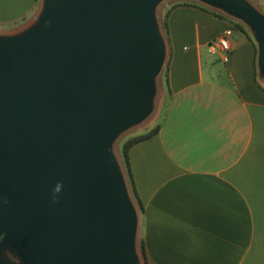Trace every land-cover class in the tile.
I'll use <instances>...</instances> for the list:
<instances>
[{
  "label": "water",
  "instance_id": "1",
  "mask_svg": "<svg viewBox=\"0 0 264 264\" xmlns=\"http://www.w3.org/2000/svg\"><path fill=\"white\" fill-rule=\"evenodd\" d=\"M159 0H43L25 30L0 34V264H139L137 213L110 146L151 110L166 43ZM243 20L264 73V14Z\"/></svg>",
  "mask_w": 264,
  "mask_h": 264
},
{
  "label": "crops",
  "instance_id": "2",
  "mask_svg": "<svg viewBox=\"0 0 264 264\" xmlns=\"http://www.w3.org/2000/svg\"><path fill=\"white\" fill-rule=\"evenodd\" d=\"M248 1L264 14V0ZM42 5L0 0V34L28 28ZM167 21V79L153 120L160 128L129 150L144 208V263L264 264V73L257 41L243 20L247 34L196 6L172 9ZM227 27L233 35L225 60L209 46Z\"/></svg>",
  "mask_w": 264,
  "mask_h": 264
},
{
  "label": "rangeland",
  "instance_id": "3",
  "mask_svg": "<svg viewBox=\"0 0 264 264\" xmlns=\"http://www.w3.org/2000/svg\"><path fill=\"white\" fill-rule=\"evenodd\" d=\"M176 1H188V2H193L196 4H200L203 5L205 7H207L208 9L221 13L223 15L226 16V18L230 21L231 26H235V22H242L244 23L241 19L235 18L233 16H231L230 14L226 13L225 11H223L222 9L212 6L202 0H159L156 2L155 7H154V17H155V21L158 25V29L163 37V39L165 40L166 43V30L164 27V21L166 19V15H167V11L168 9L171 7V5L176 2ZM12 33V32H9ZM8 34V33H6ZM14 34V33H13ZM166 62H164L159 74L156 76L155 80H154V89H155V93L153 94V103L151 106V110L150 112L138 123L124 129L123 131H121L112 141L111 146H110V151L113 155V157L117 160V162L120 164V167L122 169L123 172V176L127 185V189H128V193H129V198L131 200V202L133 203L135 210H136V215H137V230H136V235H135V248H136V253L138 256V260H139V264H145L144 263V259H143V255H142V251H141V247H140V238H139V228H140V221H139V216L141 214V210L139 208V205L132 193L131 190V186L129 184L128 181V177L127 174L125 172V168H124V163L122 160V155H121V147L122 144L129 138L135 136V135H139V134H143L146 133L148 130H150L152 127L155 126V124L158 121H153L156 120L157 116H158V111L160 108V99L162 96V92H163V83L165 82L164 79H166L165 75H166ZM164 99H163V104H164ZM2 259L5 262V264H24L23 260H21V258L16 254V252L11 249H5L3 254H2Z\"/></svg>",
  "mask_w": 264,
  "mask_h": 264
},
{
  "label": "trees",
  "instance_id": "4",
  "mask_svg": "<svg viewBox=\"0 0 264 264\" xmlns=\"http://www.w3.org/2000/svg\"><path fill=\"white\" fill-rule=\"evenodd\" d=\"M181 5L196 6V7H199L200 9H202L203 11L211 13V14L219 17V18H226L225 15H223L221 13H218V12H215V11H212V10L208 9L207 7H205L203 5L192 3V2H184V3L178 2V3L172 4L170 9L167 11V15H166L167 17H166V19L164 21V27H165V30L167 32H168V21H167V18H168L169 14H170V11L172 9L178 7V6H181ZM235 26L241 32L247 34V30L245 29L243 24H241L240 22H237V23L235 22ZM166 75H165V77H166ZM167 101L168 100H166V102L164 104V107H163V112H162L163 116L165 115V109H166V106H167V103H168ZM159 128H160V122H158L148 132L143 133V134H139V135H135V136L127 139L122 144V147H121V155H122V160H123V163H124L125 172L127 174L128 181H129V184L131 186L132 193H133V195H134V197H135V199H136V201H137V203L139 205V208H140L141 212H143L144 208H143V203H142V201H141V199L139 197V194H138L136 186H135V181H134L132 168H131V163H130L129 150H130L131 146L134 145L135 143L155 135L158 132ZM141 251H142V254L144 256V259L146 260L145 246H144V242L143 241L141 242Z\"/></svg>",
  "mask_w": 264,
  "mask_h": 264
},
{
  "label": "built area",
  "instance_id": "5",
  "mask_svg": "<svg viewBox=\"0 0 264 264\" xmlns=\"http://www.w3.org/2000/svg\"><path fill=\"white\" fill-rule=\"evenodd\" d=\"M233 35V30L230 27H227L223 30V32L210 43V49L218 50L223 58L226 60L227 54L232 49L230 38Z\"/></svg>",
  "mask_w": 264,
  "mask_h": 264
}]
</instances>
